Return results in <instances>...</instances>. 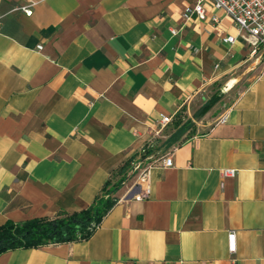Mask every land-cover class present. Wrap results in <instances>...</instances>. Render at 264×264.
Segmentation results:
<instances>
[{"label": "crops", "instance_id": "0c3cea01", "mask_svg": "<svg viewBox=\"0 0 264 264\" xmlns=\"http://www.w3.org/2000/svg\"><path fill=\"white\" fill-rule=\"evenodd\" d=\"M193 2L0 0V225L82 211L131 160L149 158L151 187L139 201L117 190L88 239L0 264H264V45L251 53L209 3L185 23ZM161 115L193 124L165 147L177 128Z\"/></svg>", "mask_w": 264, "mask_h": 264}, {"label": "trees", "instance_id": "16d2710c", "mask_svg": "<svg viewBox=\"0 0 264 264\" xmlns=\"http://www.w3.org/2000/svg\"><path fill=\"white\" fill-rule=\"evenodd\" d=\"M221 96V94L211 96L195 117H203L221 99ZM173 126L177 128L176 132L164 144L165 147L177 141L188 128L187 122L180 124L179 121H175ZM153 150L154 148L147 150L145 155H149ZM131 162L132 160L123 165L117 171V179L108 180L91 205L82 211L71 214L61 212L52 219H31L21 223L5 221L0 225V254L10 250L88 239L115 204L116 198L113 194L120 189Z\"/></svg>", "mask_w": 264, "mask_h": 264}, {"label": "built area", "instance_id": "2783aa9c", "mask_svg": "<svg viewBox=\"0 0 264 264\" xmlns=\"http://www.w3.org/2000/svg\"><path fill=\"white\" fill-rule=\"evenodd\" d=\"M209 3L216 10H220L225 16L229 17L237 30V37L244 41L251 48V53L257 52L260 45H264V0H194L192 5L187 6L181 16L185 23L189 22L194 15L201 17L204 13V4ZM35 3L29 2L20 7V10L25 13L26 16H31L32 6ZM213 21H217V18H213ZM172 35H176L178 30H170ZM236 36L226 35L221 38V42L224 44H234L237 40ZM227 114H223L217 121V124H223L227 121ZM172 118L170 116L161 115L159 120V127L163 128L170 124ZM155 143L149 141L145 147L140 150V156H146L145 153L149 149H153ZM149 158L144 160H138L135 163H131L132 171L130 175L135 171H138V176L134 184H132L125 193V198H132L137 201L142 200L150 195L151 187L149 181ZM163 167L172 166V156L167 154L161 159ZM234 169L222 170L224 177L234 176ZM135 189L137 191H135ZM227 247L229 253L235 252V234L229 232L227 234Z\"/></svg>", "mask_w": 264, "mask_h": 264}, {"label": "rangeland", "instance_id": "374dc122", "mask_svg": "<svg viewBox=\"0 0 264 264\" xmlns=\"http://www.w3.org/2000/svg\"><path fill=\"white\" fill-rule=\"evenodd\" d=\"M244 86H246V83H243L242 85H237L236 86V88H233L231 91H229V93H227L226 94V98H225V104H228L229 102H231L234 98H235V96L238 94V92H239V90L241 89V87H244ZM201 108V107H200ZM199 108V109H200ZM198 109V110H199ZM198 110L195 112V114H194V116H193V119H198V118H196L195 117V115H196V113L198 112ZM175 121H179L180 122V124H184V123H186L187 122V126H188V128H190L191 127V125L193 124L192 122H191V120H186V121H184L183 120V117L182 116H178L177 118H176V120ZM174 121V122H175ZM169 129L171 130V129H173V121L171 122V124H170V126H169ZM164 151V150H163ZM162 151V152H163ZM138 160H133L132 162L133 163H135V162H137ZM131 162V163H132ZM131 163L129 164V168H128V170H129V173H130V171H132V165H131ZM127 174L126 173V177L124 178V181L122 182V185H121V187L120 188H124V190H127L132 184H134V182L136 181V178H137V176H138V171H135L134 173H132L131 175L130 174ZM128 175V176H127ZM116 180V179H115ZM114 180V181H115ZM126 187V188H125ZM135 191H137L136 189H135Z\"/></svg>", "mask_w": 264, "mask_h": 264}]
</instances>
